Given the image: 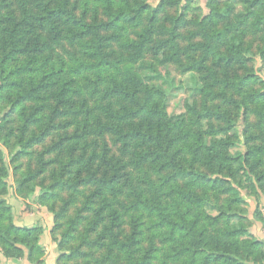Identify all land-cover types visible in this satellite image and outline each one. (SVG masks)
I'll return each instance as SVG.
<instances>
[{"label": "trees", "instance_id": "obj_1", "mask_svg": "<svg viewBox=\"0 0 264 264\" xmlns=\"http://www.w3.org/2000/svg\"><path fill=\"white\" fill-rule=\"evenodd\" d=\"M189 5L190 0H157L155 6L147 0H17L9 9L0 3V106L7 110L0 138L7 144L5 127L20 113L13 162L49 140L45 154L67 157L55 182L39 186L50 189L37 191L40 204L56 220L78 203L79 187L91 188L83 207L98 226L105 223L98 245L108 240L104 245L115 252V264H252L250 254L264 245L237 212L246 203L243 193L264 198V77L250 70L246 55L248 38H259L264 66V0H207L193 23L185 19ZM90 13L107 20L90 25ZM185 27L192 30L183 32ZM64 40L73 50L61 48L60 56ZM112 43L119 52L108 51ZM148 58L155 70L197 75L198 98L186 103L183 114L169 113V92L143 85L132 73ZM65 131L72 133L61 136ZM239 146L244 153L233 157L230 150ZM5 155L0 149L3 195L14 182ZM31 179L24 175L17 182L24 186ZM65 190L73 192L67 199L60 196ZM58 199L61 213L55 210ZM5 206L1 200L7 212ZM76 218L56 250L59 259L87 262L86 251L65 254ZM3 222L0 213V238L9 244L0 264L20 258L10 252L20 251L11 233H24L28 247L31 234ZM103 259L95 263L105 264Z\"/></svg>", "mask_w": 264, "mask_h": 264}, {"label": "rangeland", "instance_id": "obj_2", "mask_svg": "<svg viewBox=\"0 0 264 264\" xmlns=\"http://www.w3.org/2000/svg\"><path fill=\"white\" fill-rule=\"evenodd\" d=\"M71 1L74 3L78 0ZM147 1L154 6L157 4V0ZM206 1L207 0H190L189 8L185 13V19L188 22L193 23L194 20L202 17L204 4ZM214 1L218 4L229 2L239 5L241 0ZM1 2L9 4V9H15L17 7V0H0V3ZM168 12L174 13V10H170V8H168ZM78 14H81V11H78ZM93 17V13H90L86 20L88 24L91 25L95 21L100 23L101 21L107 20V18H105L102 13H100L98 18L94 19ZM190 26L193 28L192 25ZM186 30L191 31L192 29L185 27L183 32ZM70 42L71 41L69 40L62 41L61 46H59L60 49L58 50L60 56L62 55L60 52L61 48L68 49L72 52L73 48L70 46ZM247 42L250 46L249 51L246 54L248 57H250V70L264 77V66L261 63L258 55L260 40L259 38L250 37L248 38ZM77 43H74L73 45H76ZM108 51L119 52V46L117 43H112L111 46L108 47ZM156 70L162 73V77L160 76L157 78ZM156 70L153 68V62L150 60V58H148L147 60L135 66L132 73L140 79L143 85H149L159 89L162 88L169 92L171 94L168 108L169 113L172 115L183 114L185 112L186 103L198 98L201 84L199 83L197 75H180L175 71V69L165 70L163 68H158ZM238 70L241 74L245 72V70L242 68H239ZM6 113L7 110H5V107L0 106V119ZM19 115L20 113H13L11 118L8 120L9 123L5 127L3 136L9 135V141H7V144L4 143V139L0 138V149L6 153L5 158L10 166V171L13 174L14 179L13 188L11 189L10 193L6 195L0 194V201L6 200V206L4 207V210L7 211H2L3 208L1 207L0 213L2 214L4 221L3 223L5 225L13 222L15 227H22L25 231H31V234L27 239V243L29 247H33L34 255L32 256L33 258L31 260L29 258L30 248L22 244L24 233H11L10 238L17 242L16 245H18L20 251L18 252V250H11L10 252L13 255L20 256V258L17 261L11 260L10 262H13L14 264H47L50 248L53 246L57 249L58 243L67 239L65 238V233L70 227V221L77 217L76 229L74 231H68L70 236H73L74 238L68 239L66 248L68 251H66L65 254L73 255L76 250L80 249L81 251H86L89 253L90 259L87 262L84 261L83 257L80 259H59V255H62V253L59 252L56 258V264L57 261L58 264H96L95 259H103L106 257L107 260L103 259L105 264H115V252L111 251V246L104 245L108 243V240L103 239L102 246L98 245L100 243L98 237L102 235L101 230L103 229V225L105 223L99 224L98 226V224H96L97 217L95 214L93 212H88V210L83 207V203L86 199L85 197L92 191L91 188L79 187L78 189L80 194L77 195L78 203L73 206L64 217L59 216L56 220H54L55 217L48 211V208L40 204L38 199L40 194H38V192L41 189L39 186L42 185L46 187L53 184L57 174H59L61 169L60 163L67 160V157L64 154H45V149L51 145L52 141H47V143H45L43 146L41 144L35 146L32 150L31 156H22L19 158V160H15L14 162L11 160L10 156L14 148L15 137L18 135V128L22 124V120H20ZM244 129L246 130L244 125L240 123L238 126V131L241 138H243ZM247 131H250L249 127ZM66 133L71 134L72 132L65 131L63 134H61V136H64ZM54 141H58V138H55ZM62 143L63 146L67 145L66 140H63ZM15 151L16 148L14 152ZM230 151L233 157H238L240 154L244 153L245 148L239 146L232 148ZM18 153L19 152L13 154ZM29 174L32 175V179L24 186H20L17 180H20L24 178V175ZM66 177V180H68L70 175H67ZM31 187L34 188V191H31ZM43 189L41 190L43 193L50 191V189ZM72 193L73 192L71 190L60 191V196L63 199H67ZM243 196L246 200V203L244 202L240 206L242 209H239L237 212L241 213L248 221H250V225H253L251 228L252 234L264 244V198L262 196L253 194L248 196L244 193ZM225 198L226 196H222V201L220 203L221 205L224 203ZM45 202L49 205H52L53 203V201ZM54 204H56L55 210L61 213L64 208L63 202L58 199V201H56ZM234 209L236 210L237 208ZM206 213L214 217L219 215V212L216 210H206ZM248 221L245 223H248ZM92 223L94 224L92 225ZM46 232L49 235L47 237ZM48 238L49 240H47ZM6 248H9V244H7L4 239L0 238V258H2V250ZM249 259L252 264H264V245L260 250L252 252V254L249 256ZM1 264H8V262L1 261Z\"/></svg>", "mask_w": 264, "mask_h": 264}, {"label": "crops", "instance_id": "obj_3", "mask_svg": "<svg viewBox=\"0 0 264 264\" xmlns=\"http://www.w3.org/2000/svg\"><path fill=\"white\" fill-rule=\"evenodd\" d=\"M47 236H49L48 233L46 234V237ZM47 240H49V238ZM57 254H58V252H57L56 248L52 246L50 248L49 255L47 258V264H56ZM11 263H13V262H10V261L8 262V264H11Z\"/></svg>", "mask_w": 264, "mask_h": 264}]
</instances>
